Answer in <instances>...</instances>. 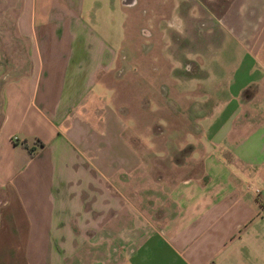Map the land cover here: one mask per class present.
Returning a JSON list of instances; mask_svg holds the SVG:
<instances>
[{"label":"crops","instance_id":"crops-1","mask_svg":"<svg viewBox=\"0 0 264 264\" xmlns=\"http://www.w3.org/2000/svg\"><path fill=\"white\" fill-rule=\"evenodd\" d=\"M5 1L6 59L21 69L2 86L0 264H264V0L217 18L250 56L235 70L255 78L217 89L199 56L194 72L162 76L198 165L172 181L152 179L123 136L108 83L120 49L83 22L80 0ZM151 70L135 73L140 97L161 79Z\"/></svg>","mask_w":264,"mask_h":264},{"label":"rangeland","instance_id":"rangeland-1","mask_svg":"<svg viewBox=\"0 0 264 264\" xmlns=\"http://www.w3.org/2000/svg\"><path fill=\"white\" fill-rule=\"evenodd\" d=\"M231 1L233 0H80V18L83 22L120 49L117 61L111 65L108 83L112 87L115 103L123 110L120 113L125 124L123 136L145 157V167L150 171L152 179L172 181L185 175H193L198 168L197 162L189 158L191 147L181 142L184 137L191 139L189 134H185L188 131L187 122L165 95L164 84L168 82L162 76L170 70V64H177L180 68L178 73H181L182 65L187 64L185 72L192 73L194 64L200 57L205 68L217 75V89L225 90L230 87L232 92L239 85L255 78L257 72L261 73L258 67H254V74L249 76L245 65L235 70L236 64L242 59L246 64V59L250 56L244 49L235 46L233 39L226 33L225 26L217 21L218 17L228 14ZM6 8L7 2L0 1V105L7 73L16 68L21 69L20 59L14 65L7 62L13 63L11 58L6 59L8 52H14L8 51L7 36V29L14 22V13L6 11ZM203 30H207L204 32L205 37ZM208 32L210 33L206 34ZM123 36L122 45H118ZM18 42L21 46L20 40ZM150 42L154 44V51L149 50ZM165 42L170 43L169 50L166 49ZM158 44L160 46L155 48ZM19 46L18 52L21 50ZM167 51L169 55L166 57ZM259 54L256 59L253 58L257 62L264 60V48ZM140 58L143 59L141 67L137 65ZM237 61L239 62L236 63ZM152 65L162 80L157 81L152 96L146 90L143 97H140L135 88V73L140 71L148 74L151 69H155ZM231 73L235 76V81H231ZM209 88L210 86L207 90ZM209 99L207 97V101ZM147 179L148 174L143 181ZM139 183L145 185L146 182L132 181V185ZM158 192L148 194L162 197L163 194ZM2 200L0 192V201Z\"/></svg>","mask_w":264,"mask_h":264},{"label":"built area","instance_id":"built-area-1","mask_svg":"<svg viewBox=\"0 0 264 264\" xmlns=\"http://www.w3.org/2000/svg\"><path fill=\"white\" fill-rule=\"evenodd\" d=\"M13 139H14V137H13Z\"/></svg>","mask_w":264,"mask_h":264}]
</instances>
